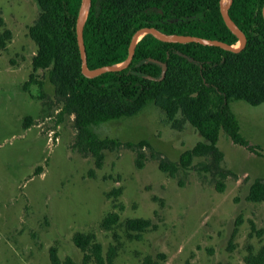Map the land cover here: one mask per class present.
Listing matches in <instances>:
<instances>
[{
	"label": "rangeland",
	"instance_id": "rangeland-1",
	"mask_svg": "<svg viewBox=\"0 0 264 264\" xmlns=\"http://www.w3.org/2000/svg\"><path fill=\"white\" fill-rule=\"evenodd\" d=\"M40 12L36 0H0V34L12 32L0 48V264H51V247L62 260L89 264L73 242L77 232L94 234L105 257L114 249L111 264H264V202L248 198L264 180V103L231 102L258 152L222 130L221 158L195 156L184 167L182 154L203 137L181 111L171 118L150 102L95 127L119 143L97 167L78 145L75 116L60 114L48 71L25 89L38 50L29 27ZM112 213L119 221L105 227ZM134 218L152 222L139 238L127 228Z\"/></svg>",
	"mask_w": 264,
	"mask_h": 264
},
{
	"label": "trees",
	"instance_id": "trees-1",
	"mask_svg": "<svg viewBox=\"0 0 264 264\" xmlns=\"http://www.w3.org/2000/svg\"><path fill=\"white\" fill-rule=\"evenodd\" d=\"M36 1L41 12L29 27V35L38 50L25 89L36 81L37 71H48L63 102L60 114L75 116L78 145L93 155L97 167L103 165V150L119 143L101 139L95 127L136 115L150 102L162 107L171 118L181 111L203 137L204 141L182 154L180 162L184 167H189L195 156L210 154L221 158L217 144L222 130L235 144L258 152L259 147L242 135L231 102L243 100L253 106L264 103V0H234L230 7L232 20L247 36V44L240 52L197 42H164L147 34L138 41L129 67L96 77L82 72L76 30L81 0ZM221 1L91 0L84 27L88 67L124 62L134 33L144 26L169 35L200 36L236 45L238 37L223 19ZM11 37L10 30L0 34V48L4 49ZM151 59L167 64L162 80L149 78H160L162 74V65ZM160 169L173 174L176 166L161 162ZM248 198L264 202V180L253 183ZM118 221V214L112 213L105 217L103 225L110 227ZM151 226V220L145 218L127 221V228L137 238ZM73 242L84 252L85 263H112L115 250L111 249L105 257L94 234L77 232ZM50 261L77 264L70 257L62 260L56 247L50 248ZM141 264L159 262L150 257Z\"/></svg>",
	"mask_w": 264,
	"mask_h": 264
},
{
	"label": "water",
	"instance_id": "water-1",
	"mask_svg": "<svg viewBox=\"0 0 264 264\" xmlns=\"http://www.w3.org/2000/svg\"><path fill=\"white\" fill-rule=\"evenodd\" d=\"M234 0H222L221 1V14L223 16V19L228 26V28L238 37V46L230 45L224 41L217 40V39H210L200 36H193V35H182V34H165L159 29L155 27L150 26H144L139 28L133 35L130 46H129V54L127 59L120 63L115 65H107L102 66L94 69H90L88 67V59H87V51L85 46V40H84V27L85 23L89 14V9L91 6V0H81L79 8H78V14H77V38H78V45L79 50L81 54L82 59V72L87 77H96L106 72H113V71H120L123 70L131 64L135 50L136 45L140 39H142L145 35L151 34L157 39L164 41V42H174V43H188V42H197L203 45L208 46H218L221 48H224L226 50H230L233 52H240L242 51L246 44H247V36L245 33L235 24V22L232 20L230 16V7L232 6ZM262 15L264 18V5L262 9ZM152 61H155L162 65V74L160 78H154L149 76L151 79L156 80H162L167 72V64L164 62H161L156 59H151Z\"/></svg>",
	"mask_w": 264,
	"mask_h": 264
}]
</instances>
